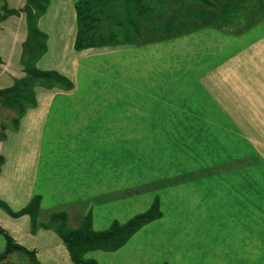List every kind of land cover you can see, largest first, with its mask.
<instances>
[{
    "label": "rangeland",
    "instance_id": "rangeland-1",
    "mask_svg": "<svg viewBox=\"0 0 264 264\" xmlns=\"http://www.w3.org/2000/svg\"><path fill=\"white\" fill-rule=\"evenodd\" d=\"M75 1L50 0L39 25L47 34V51L37 62L41 69L66 70L74 83L73 93L54 94L52 89L37 87L38 106L25 113L18 130L3 131L0 199L17 210L39 194L38 221L63 210L69 226L75 227L91 212L93 228L103 230L113 220L125 222L145 211L158 198L162 216L138 229L123 246L85 253V259L97 264H264L262 237L245 231L243 225L234 227L237 234L231 225L220 231L222 223L215 216L227 209L223 201L229 190L219 174L227 172L210 166L204 169L200 166L204 158L201 162L190 159L189 150L179 141L183 135L176 132L183 115L176 109L173 94L180 82L177 72L185 62L193 70L196 63L198 71L204 69L214 50L222 54L262 35L264 17L241 34L242 42L207 39L205 34L222 37L220 29L235 34L231 27L210 26L169 43L77 51L73 48ZM13 17L7 18V24H13ZM23 24L22 39L11 55L18 58L26 36ZM146 25L142 23V30ZM154 46L160 54L151 52ZM176 46H182L190 58L181 54L176 60ZM5 52L0 40V54ZM2 68L0 88L15 78V73ZM13 116L12 110L0 104V124L11 123ZM229 135L236 145H243L236 134ZM207 208L211 212L206 215ZM30 225L29 216L12 217L0 208V226L17 243L35 249L42 264H73L55 231L39 228L33 234ZM5 246L6 238L0 233V252ZM5 264L32 263L25 253L15 250Z\"/></svg>",
    "mask_w": 264,
    "mask_h": 264
},
{
    "label": "trees",
    "instance_id": "trees-1",
    "mask_svg": "<svg viewBox=\"0 0 264 264\" xmlns=\"http://www.w3.org/2000/svg\"><path fill=\"white\" fill-rule=\"evenodd\" d=\"M48 5L49 0H25L23 7L11 8L5 0H0V18L19 16L23 12L27 29L19 58L24 75L14 78L10 86L0 88V104L14 114L11 123L0 124V140L5 137V129L16 131L26 110L38 105L36 87L64 91L74 88L67 75L56 69H41L36 64L47 51V34L38 26V19ZM74 9L73 48L78 51L121 44L166 42L210 26L218 29L231 27L236 34H242L260 24L264 17V0H76ZM143 22L147 25L142 30ZM3 162L4 156L0 153V171ZM40 203L41 196L34 194L17 210L2 199L0 208L12 217L27 214L33 234L39 228L55 231L73 264H97L94 259H85V253L117 250L138 229L162 216L156 198L148 209L125 222L113 220L107 229L96 230L92 226L91 212H87L75 227L69 226L67 213L63 210L51 212L46 221L40 222L37 220ZM0 233L6 238V246L0 252V264H5L8 254L15 250L25 253L32 264H42L35 249L17 243L1 226Z\"/></svg>",
    "mask_w": 264,
    "mask_h": 264
},
{
    "label": "crops",
    "instance_id": "crops-1",
    "mask_svg": "<svg viewBox=\"0 0 264 264\" xmlns=\"http://www.w3.org/2000/svg\"><path fill=\"white\" fill-rule=\"evenodd\" d=\"M5 1L8 7L14 8H21L25 3V0ZM58 13L63 14V11L58 9ZM43 15L38 19V26ZM10 17L13 15L7 18ZM7 18H0V30H2L0 40L6 46L4 55L0 54L5 64L0 63V66L2 65V69L12 75L15 73L13 77L16 78L24 75L23 67L19 63V58L11 55L18 47L15 45L20 43L18 40L22 39L25 18L23 12L13 17V24H7ZM219 31L223 36L218 39L214 35L205 34V36L218 42L225 40L242 42L241 34L229 35L228 31L222 29ZM187 37L193 39L192 35ZM150 48L153 54H160L158 46ZM181 48L182 46H176L174 49L176 60L181 54H185V58L189 59V53ZM164 50L168 51V48L165 47ZM209 59V66L204 69L199 68L198 71L196 66L199 63H196L193 70L185 62L184 67L177 72L180 74V82L176 85V89H173V94L176 93V109H180L183 115L179 118L183 119L178 120L176 132L179 131L183 135L180 136L179 141L186 146L187 151L189 150L192 161H200L204 158L205 161L200 164L204 169L210 166L219 168L224 173L227 172L224 174L225 177L219 174V179L222 178L224 181L221 184L229 190L223 201L225 202L223 206H227V209L222 208L219 217L215 216V219L222 223L220 231L231 225V231L237 234L239 231L235 230L243 225L245 231L250 230L251 233L262 237L260 242L262 247L264 245V33L245 40L240 46L225 53L220 54L214 50ZM65 71L60 72L65 74ZM12 83L10 79L7 85L10 86ZM52 90L54 94L64 92L58 88ZM71 92L72 89L65 91L66 94ZM165 99L163 100L167 101ZM22 119L23 117L19 121L18 128ZM171 120L175 123L173 118H169V121ZM229 134H236L243 145H236ZM225 144L226 147L222 149ZM184 172L188 173V171ZM210 212L211 210L207 208L206 215Z\"/></svg>",
    "mask_w": 264,
    "mask_h": 264
},
{
    "label": "bare ground",
    "instance_id": "bare-ground-1",
    "mask_svg": "<svg viewBox=\"0 0 264 264\" xmlns=\"http://www.w3.org/2000/svg\"><path fill=\"white\" fill-rule=\"evenodd\" d=\"M68 40H69V38H68ZM71 40V39H70ZM56 48H57V46H56ZM56 48H54V49H56Z\"/></svg>",
    "mask_w": 264,
    "mask_h": 264
}]
</instances>
